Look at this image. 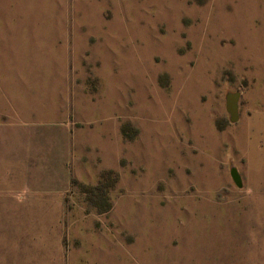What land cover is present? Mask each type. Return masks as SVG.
<instances>
[{
    "label": "rangeland",
    "instance_id": "374dc122",
    "mask_svg": "<svg viewBox=\"0 0 264 264\" xmlns=\"http://www.w3.org/2000/svg\"><path fill=\"white\" fill-rule=\"evenodd\" d=\"M64 87L61 264H264V0H0V98Z\"/></svg>",
    "mask_w": 264,
    "mask_h": 264
},
{
    "label": "crops",
    "instance_id": "0c3cea01",
    "mask_svg": "<svg viewBox=\"0 0 264 264\" xmlns=\"http://www.w3.org/2000/svg\"><path fill=\"white\" fill-rule=\"evenodd\" d=\"M57 94L48 113L0 98V264L63 263L79 130L64 120L65 87Z\"/></svg>",
    "mask_w": 264,
    "mask_h": 264
},
{
    "label": "water",
    "instance_id": "95a60500",
    "mask_svg": "<svg viewBox=\"0 0 264 264\" xmlns=\"http://www.w3.org/2000/svg\"><path fill=\"white\" fill-rule=\"evenodd\" d=\"M241 94L239 92H229L226 95V103L225 108L227 113L229 114V122L236 123L240 119L239 113V104H240ZM231 176L233 180L236 182L237 187H242L240 177L238 176L237 169L233 168L231 170Z\"/></svg>",
    "mask_w": 264,
    "mask_h": 264
}]
</instances>
